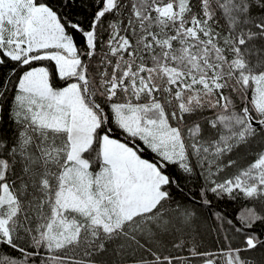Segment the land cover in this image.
I'll list each match as a JSON object with an SVG mask.
<instances>
[{"label": "snow or ice", "instance_id": "obj_1", "mask_svg": "<svg viewBox=\"0 0 264 264\" xmlns=\"http://www.w3.org/2000/svg\"><path fill=\"white\" fill-rule=\"evenodd\" d=\"M0 264H264V0H0Z\"/></svg>", "mask_w": 264, "mask_h": 264}, {"label": "trees", "instance_id": "obj_2", "mask_svg": "<svg viewBox=\"0 0 264 264\" xmlns=\"http://www.w3.org/2000/svg\"><path fill=\"white\" fill-rule=\"evenodd\" d=\"M242 208L241 204L230 205L229 210L232 212H239Z\"/></svg>", "mask_w": 264, "mask_h": 264}]
</instances>
